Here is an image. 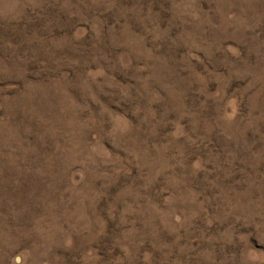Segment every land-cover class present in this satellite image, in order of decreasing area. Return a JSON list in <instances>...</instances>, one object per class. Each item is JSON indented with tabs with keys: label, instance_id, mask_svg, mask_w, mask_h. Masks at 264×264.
<instances>
[{
	"label": "rangeland",
	"instance_id": "obj_1",
	"mask_svg": "<svg viewBox=\"0 0 264 264\" xmlns=\"http://www.w3.org/2000/svg\"><path fill=\"white\" fill-rule=\"evenodd\" d=\"M0 264H264V0H0Z\"/></svg>",
	"mask_w": 264,
	"mask_h": 264
}]
</instances>
